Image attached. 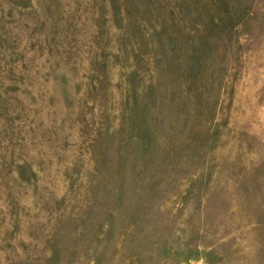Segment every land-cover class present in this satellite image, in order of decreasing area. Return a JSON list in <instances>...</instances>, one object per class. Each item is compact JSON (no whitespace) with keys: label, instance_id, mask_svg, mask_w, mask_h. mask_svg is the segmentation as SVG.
Instances as JSON below:
<instances>
[{"label":"rangeland","instance_id":"374dc122","mask_svg":"<svg viewBox=\"0 0 264 264\" xmlns=\"http://www.w3.org/2000/svg\"><path fill=\"white\" fill-rule=\"evenodd\" d=\"M0 264H264V0H0Z\"/></svg>","mask_w":264,"mask_h":264}]
</instances>
